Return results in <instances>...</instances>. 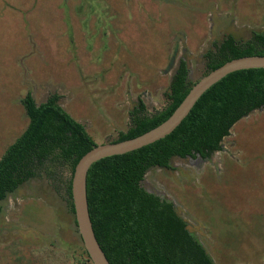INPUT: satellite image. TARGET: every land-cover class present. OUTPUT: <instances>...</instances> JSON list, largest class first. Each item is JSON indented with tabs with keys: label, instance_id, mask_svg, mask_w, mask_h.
Here are the masks:
<instances>
[{
	"label": "rangeland",
	"instance_id": "rangeland-1",
	"mask_svg": "<svg viewBox=\"0 0 264 264\" xmlns=\"http://www.w3.org/2000/svg\"><path fill=\"white\" fill-rule=\"evenodd\" d=\"M88 1L0 0V156L28 123L27 92L37 103L58 93L96 143L110 142L139 97L146 114L166 105L180 58L198 81L214 41L264 29V0ZM222 146L199 167L174 157V169L150 168L146 186L176 202L216 264H264V107ZM54 168L53 180L42 173L1 203L0 264H86L64 200L70 170Z\"/></svg>",
	"mask_w": 264,
	"mask_h": 264
},
{
	"label": "trees",
	"instance_id": "trees-1",
	"mask_svg": "<svg viewBox=\"0 0 264 264\" xmlns=\"http://www.w3.org/2000/svg\"><path fill=\"white\" fill-rule=\"evenodd\" d=\"M90 2L93 0L88 1L89 7ZM248 55H264V29L253 31L247 40L226 34L214 41L204 54V75ZM189 72L187 61L180 58L166 92V105L146 114L139 97L129 113L128 129L119 131L111 141L136 137L166 120L197 82L189 79ZM59 99L58 93H51L37 103L30 92L20 99L28 123L0 156V212L1 203L20 185L42 173L53 180L54 167L63 164L70 170L63 188L74 214L71 179L75 165L98 143ZM263 107L264 68L233 71L208 88L165 137L91 165L86 182L90 218L111 264H216L175 203L149 192L142 180L151 167L174 169L173 157L210 158L222 150L224 138L238 121ZM83 251L86 264H92L84 247Z\"/></svg>",
	"mask_w": 264,
	"mask_h": 264
},
{
	"label": "water",
	"instance_id": "water-1",
	"mask_svg": "<svg viewBox=\"0 0 264 264\" xmlns=\"http://www.w3.org/2000/svg\"><path fill=\"white\" fill-rule=\"evenodd\" d=\"M176 51L168 64L169 68L174 64ZM249 68H264V55L237 57L209 71L191 87L173 113L162 123L133 138L96 144L78 160L72 174L71 194L76 226L92 264L111 263L96 238L90 218L86 182L91 165L102 158L130 152L165 137L180 124L198 98L214 83L228 73Z\"/></svg>",
	"mask_w": 264,
	"mask_h": 264
},
{
	"label": "flooded vegetation",
	"instance_id": "flooded-vegetation-1",
	"mask_svg": "<svg viewBox=\"0 0 264 264\" xmlns=\"http://www.w3.org/2000/svg\"><path fill=\"white\" fill-rule=\"evenodd\" d=\"M213 44V43H212ZM183 59H185L184 57H182ZM186 60V59H185ZM212 156V155H211ZM210 156V157H211ZM174 158V157H173ZM177 159H179V160H187V161H189V162H191L192 164H195L197 167H199L200 166V164L201 163H203L204 161H207L209 158H203V157H201L200 155H196L194 158H192V157H185V158H180V157H176ZM172 160V159H171ZM171 163V162H170ZM172 166V165H171ZM173 167V166H172ZM151 168H154V167H151ZM156 168H163V167H156ZM163 169H167V168H163ZM147 172H148V170H147ZM147 172L145 173V175H144V178H143V180H142V185L148 190V191H152L153 193H155V194H157V195H159L160 197H162V198H167V199H169L164 193H162L161 191H159L158 189H154V188H148L147 186H146V175H147ZM63 192H64V200H65V202H66V205H67V207H68V202H67V199H66V187L65 188H63ZM169 200H171V199H169ZM174 203H175V206H176V202L174 201V200H172ZM69 208V207H68Z\"/></svg>",
	"mask_w": 264,
	"mask_h": 264
},
{
	"label": "crops",
	"instance_id": "crops-1",
	"mask_svg": "<svg viewBox=\"0 0 264 264\" xmlns=\"http://www.w3.org/2000/svg\"><path fill=\"white\" fill-rule=\"evenodd\" d=\"M104 2H106L107 3V1H104ZM100 5H101V7L103 8V9H105V8H107V6L106 5H103L102 6V4L100 3ZM105 11V10H104ZM105 12H107V11H105Z\"/></svg>",
	"mask_w": 264,
	"mask_h": 264
}]
</instances>
